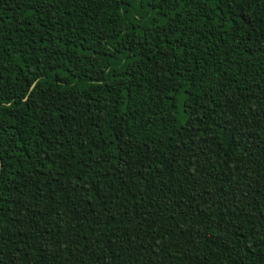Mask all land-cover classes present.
Wrapping results in <instances>:
<instances>
[{
	"label": "trees",
	"instance_id": "obj_1",
	"mask_svg": "<svg viewBox=\"0 0 264 264\" xmlns=\"http://www.w3.org/2000/svg\"><path fill=\"white\" fill-rule=\"evenodd\" d=\"M0 264H264V0H0Z\"/></svg>",
	"mask_w": 264,
	"mask_h": 264
}]
</instances>
